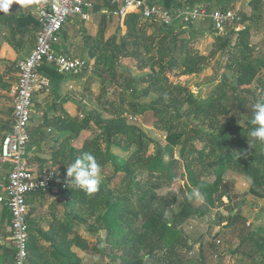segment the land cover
I'll list each match as a JSON object with an SVG mask.
<instances>
[{"label":"trees","instance_id":"trees-1","mask_svg":"<svg viewBox=\"0 0 264 264\" xmlns=\"http://www.w3.org/2000/svg\"><path fill=\"white\" fill-rule=\"evenodd\" d=\"M103 1L110 6L108 0ZM149 1L170 11L204 3L203 0ZM217 1L220 2L212 0L211 4H204L211 8ZM248 2L250 16L237 10L236 20L221 32L215 31L210 23L214 42L208 55L200 54L193 45V37L204 30H194L192 25L184 26L179 21L164 27L144 20L138 13H130L123 21L125 33L107 40L105 28L99 27L90 55L94 59L93 74L96 72L101 80L99 97H103L106 86L110 85L134 96L154 95L155 99L147 105L134 103L131 107L134 116L124 115V102L104 109L108 116L77 104L79 115L75 119L55 122L45 119V127L51 123L54 126L48 137L42 126L32 129L29 126L30 142L40 146L47 139L51 143V161L59 165V179L54 182L59 194L38 191L27 195L26 202L29 196H54L64 213L50 220L48 230L28 220V264H81L82 258L74 248L91 250L111 264H143L146 258L157 264H185L184 251L191 247H188L184 226L189 225L191 217L203 219L224 206L223 197L232 201L233 185L224 180L227 172L247 178L249 194L264 199V142L248 135L258 125H253L251 120L241 122L244 115L252 116L256 102L264 103V55L254 57L251 43L253 33H264V1ZM6 4L11 6L13 0H0V26L7 28L3 40L16 52L27 46L34 47L40 30L35 12H11ZM220 4L228 6L229 3L227 0ZM227 9L229 7L224 8ZM248 21H252L253 26L246 25ZM215 56L224 61V68L234 76V82L223 79L225 88L220 97L200 101L189 87L177 83L176 79L199 74ZM122 59H131L139 71L148 72L134 76L121 63ZM42 71L51 85L54 84L56 94L59 84L68 76L50 67ZM9 89L0 75V93ZM52 107L59 110L56 104ZM148 112L153 114L155 128L163 140L154 141L139 125L129 121L137 115L144 117ZM91 126L97 132L83 140L80 148L73 147L72 143ZM151 145L153 154L149 153ZM177 148L179 156L175 158ZM114 150H121L122 154ZM85 153L95 156L102 170L110 165L114 175H122L124 187L111 188L100 181L98 191L88 193L69 183L72 178L67 177V167ZM61 177L62 181H68L65 189L61 187ZM178 178L183 181L187 195L181 208L173 211L176 194L171 190L161 191L170 188ZM193 190L203 197L197 207L191 203ZM230 206H226L230 212L236 208ZM82 225L96 234L105 232V247L100 243L91 245L83 238L77 231ZM238 225L239 244L235 254L249 264H264V236L249 230L239 212L223 230ZM218 236H213L209 242H206L207 237L201 239L202 246L214 252ZM204 259L201 252L200 264H204Z\"/></svg>","mask_w":264,"mask_h":264},{"label":"rangeland","instance_id":"rangeland-1","mask_svg":"<svg viewBox=\"0 0 264 264\" xmlns=\"http://www.w3.org/2000/svg\"><path fill=\"white\" fill-rule=\"evenodd\" d=\"M226 1L227 0H220V2ZM248 1L249 0H228V6H224L220 4L219 1H217L218 3L213 6L211 5V8L224 9L225 7H229V9L231 10H240L241 13L250 16L252 12ZM115 21L117 22V18H115ZM246 25L253 26V23L252 21H248ZM192 26L194 30H204L201 35L193 37V45L200 54L208 55L213 48L214 42V37L210 34V23L206 22L200 24V22H196ZM120 34V32L117 33L118 36ZM251 43L254 47V57H257L260 54L264 55V33H253ZM56 49L58 48L56 47ZM80 58L88 60L86 56H81ZM121 63L123 65H126L131 70L134 76H142L148 72V70L139 71L137 69V65L131 59H122ZM69 79L73 81H66L67 84L76 81H78V83H81L79 81L85 79V84L81 87H86L85 91L87 90V93H85V95H87L88 97L85 99V101L79 100L77 95H81V91L78 89H69L66 91V93H71L73 96H75L77 98L76 102L80 103L86 110H97L103 113L104 116H108L104 109L110 107L111 104L117 105L120 102H124L122 106L124 115L134 116L132 113L134 103L147 105L151 100L155 99L154 95H150L149 97L134 96L131 93L124 92L121 88L110 85L106 86V91L103 97L100 98L99 95L101 93L102 86L100 83L101 80L96 72L90 76L82 75ZM223 79L227 80L229 83L234 82V76L224 68V61H219L218 56H215L211 59L210 64L202 70V72L196 75L179 77L178 79H176V82L189 87L200 101H207L213 97H220L225 88L222 83ZM95 82L99 85L97 86V90L93 92L90 90V85ZM140 88L141 86L138 87V89ZM40 95H36L38 97L34 98L35 104L32 111L30 129L43 122V119L45 118L43 116L44 113H53V104L49 102L52 97L48 95V93L42 94L41 96ZM225 102H227V100H225ZM11 103L12 97L10 96L8 98H4L2 101L0 100V114L4 115L6 113H9L10 115L12 110L7 106L11 105ZM2 104H4V106H2ZM247 120H251V116L244 115L241 122L244 123V121ZM129 121L131 123L139 125L154 141L158 142L164 139L162 134L155 128V118L152 113L148 112L144 117L137 115L136 117L131 118ZM145 121H147V123ZM10 122L11 120H7L4 123L5 125L9 126ZM96 132V128L94 126H91L88 131H84L81 133L80 139L85 140L86 138H90L91 136H93V133ZM1 138L3 139V134L0 133V139ZM114 152L117 154H122L121 150H114ZM149 153H154L153 145L149 147ZM123 155L126 156L128 154ZM174 156L175 158H178V148L175 151ZM168 159L169 158L166 157L165 160L168 161ZM111 168L112 167L109 165L107 166V168L102 170L99 176V180L106 183L108 187L122 189L125 185V183L122 182V175H114ZM224 180L228 183L231 182L233 185V190L231 192V195H233L232 201H229L227 197H223L222 202L225 204L224 206L218 207L216 210H213L211 212V215H208L203 219L193 216L189 220V225L184 226V231L188 238V247H191L190 250L186 249L184 251L185 264H200L199 256L201 252L203 255H205L204 264H249V262L246 261L242 256L237 255L234 252L235 248L239 244L237 233L240 226L238 225L236 228L231 229L230 227L228 229H225V231L223 230V226L228 223L229 216L232 212H234L233 216L239 212L241 214V217L246 219V227L249 230L258 231L259 234L264 236V199H259L249 194L248 191L250 181L241 175L233 172H227L224 175ZM170 190L176 194L175 202L172 205L173 211H178L181 208L183 201L187 195V191L184 187L183 181L178 178L170 188L163 189L161 193H166ZM195 192L197 191L193 190V194L191 196V199H193V201L191 203L195 207H197L202 202V199L200 197H197L194 194ZM46 196L42 198L41 206L38 208L41 217L44 215L46 218L50 215L55 216V214L59 216V213L63 211L62 205L53 204V200H50V198ZM228 205H235L236 208L230 212V210H227L226 207ZM77 231L83 238L88 240L91 245L100 243L102 247H105V232L101 231L97 234L90 232L87 229L86 225L77 227ZM209 233L210 236L208 237ZM218 234L219 236L217 238L219 242H217V249H215L214 252L213 250H209V248L206 249L202 246L203 241L201 239L207 237L206 242H209V239H212L213 236H216ZM77 252L82 258L81 264H111L110 260L107 263L99 255L94 254L91 250L85 252L77 249ZM143 264H157V262L151 258H146Z\"/></svg>","mask_w":264,"mask_h":264},{"label":"built area","instance_id":"built-area-1","mask_svg":"<svg viewBox=\"0 0 264 264\" xmlns=\"http://www.w3.org/2000/svg\"><path fill=\"white\" fill-rule=\"evenodd\" d=\"M110 6L102 12L107 19L124 18L130 13H138L144 20L170 27L175 22L184 26L196 22H209L215 31H222L236 20V10L209 8L200 3L177 11L164 9L149 0H108ZM264 1V0H263ZM91 0H37L35 15L40 30L34 47L29 55L17 64L18 78L13 87L11 129L3 137L0 145V164L7 165L5 194L0 203L10 212L9 237L13 249L10 264H28L29 208L27 195L42 191L59 194L54 186L59 175L55 171L38 173L30 168L26 158L27 147L31 141V123L34 97L48 93L51 82L42 71L44 67L53 68L58 74L79 77L91 75L94 64L78 57L62 53L56 47L60 43L61 31L70 17L89 21L93 12ZM62 181V177L60 178ZM68 185L62 181V189Z\"/></svg>","mask_w":264,"mask_h":264},{"label":"crops","instance_id":"crops-1","mask_svg":"<svg viewBox=\"0 0 264 264\" xmlns=\"http://www.w3.org/2000/svg\"><path fill=\"white\" fill-rule=\"evenodd\" d=\"M36 2L37 0H13V4L11 6L7 4L6 5L7 7L10 8L9 11L11 12L13 11H15V13L30 12L34 14ZM92 2L94 8L89 21H82L78 17H70L67 20L61 32L62 36L60 39L58 50L73 57L80 58L81 56H86L89 62L94 63V59L90 58L93 47L92 40L96 37L99 27L103 26L105 28V33H104L105 40L117 34L118 32L124 34L126 28L123 24L124 20H120L118 18H117V22L115 21V18L111 20H107L102 15V12L109 8L108 5H106L103 0H93ZM203 2L207 4L208 3L211 4V1L209 0H203ZM212 5H216V4H212ZM5 35H7V28L5 26H0V46H1L0 75L2 76L5 83H7L10 86V89L8 91L6 90L1 91L0 100L2 101L4 98L6 97L8 98L9 96L12 97L11 105L8 106L6 105L7 107H10L12 110V105H13L12 90L18 78L17 64L29 55L33 47L31 48L30 46H27L23 51L16 52L12 46H10L7 42L3 40V37H5ZM67 78H65L61 82V84H59V88L57 89L56 94L54 93L56 89L54 87V84L51 85V89L48 92V95L52 97L49 102H51V104L53 105L56 104L59 110L57 111L55 109H52L53 113L51 114L44 113L43 116L45 118L43 119V122L36 126V127L42 126L44 130L46 129L45 136L47 137L48 134H51L52 131L54 130V126H51L52 125L51 123V125H49L48 128L45 127L44 125L45 119H47L49 122H55L58 120H65L67 118L75 119L79 115L77 104L80 103L76 102L77 98L73 96L71 93L67 94L66 93L67 90L69 89L80 90L81 95H77L79 100L85 101V99L88 97L87 95H85V93H87V90L85 91L86 87L85 88L81 87L82 85L85 84V79L79 81L81 83H78V81H76L67 84L66 81H73L69 79L73 77L68 76ZM98 85L99 84L96 82L92 83L90 85V90L95 92L97 90ZM37 95L39 96L40 94ZM38 96L35 95L34 98ZM34 104H35V99H34L33 107ZM2 106H4V104H2ZM11 115L12 112L10 113V115L9 113H6L4 115L0 114V133L3 134V137L10 130L11 122L9 123V126L5 125L4 122L7 120H11ZM80 137L81 134L78 140L72 143L73 147L80 148L82 146L84 139H80ZM1 140L2 138L0 139V145H1ZM50 148H51V143L47 139L43 140L40 146H37L33 142L29 143L26 151L27 152L26 157L31 169L36 171H55L57 173V169L59 165H53L50 156ZM7 170H8L7 165L0 164V196H3L5 194L4 187L7 179ZM44 196L46 195H43V197ZM46 197H49L50 200H53V204H56L55 202L58 203L56 197L50 195H47ZM41 202H42V198L36 196L28 197L27 199V204L29 208L28 220L30 222L32 221L33 223H39L38 226H40L44 230H48L50 226L49 224L50 220L55 216L62 217L64 213V208L62 206L63 213L62 212L59 213V216H57L53 212L55 216L50 215L47 216L46 219L44 215L41 217V214L39 213L38 208L41 206ZM30 210L33 211L32 214H30ZM9 231H10V212L5 204L0 203V264H10V262L12 261L13 249L10 242ZM73 250L80 257V254H78L77 249L74 248Z\"/></svg>","mask_w":264,"mask_h":264},{"label":"clouds","instance_id":"clouds-1","mask_svg":"<svg viewBox=\"0 0 264 264\" xmlns=\"http://www.w3.org/2000/svg\"><path fill=\"white\" fill-rule=\"evenodd\" d=\"M251 123L258 127L251 129L248 135L264 142V103L256 102L253 105ZM101 171V165L97 163L95 156L85 153L67 167L66 174L67 177L72 178L69 183L88 193H94L98 191ZM194 194L203 199L198 191Z\"/></svg>","mask_w":264,"mask_h":264},{"label":"water","instance_id":"water-1","mask_svg":"<svg viewBox=\"0 0 264 264\" xmlns=\"http://www.w3.org/2000/svg\"><path fill=\"white\" fill-rule=\"evenodd\" d=\"M233 214H234V212H232V213L230 214L229 219H228V223H227L226 225H224L225 228L228 227V226L230 225V222H231V220H232V218H233Z\"/></svg>","mask_w":264,"mask_h":264}]
</instances>
